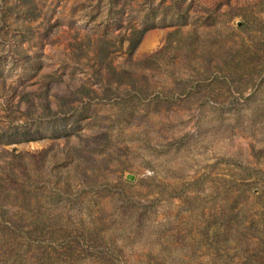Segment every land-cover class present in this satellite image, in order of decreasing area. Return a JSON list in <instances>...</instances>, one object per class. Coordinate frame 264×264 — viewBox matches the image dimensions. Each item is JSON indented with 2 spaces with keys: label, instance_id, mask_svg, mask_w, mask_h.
Listing matches in <instances>:
<instances>
[{
  "label": "rangeland",
  "instance_id": "obj_1",
  "mask_svg": "<svg viewBox=\"0 0 264 264\" xmlns=\"http://www.w3.org/2000/svg\"><path fill=\"white\" fill-rule=\"evenodd\" d=\"M0 264H264V0H0Z\"/></svg>",
  "mask_w": 264,
  "mask_h": 264
}]
</instances>
